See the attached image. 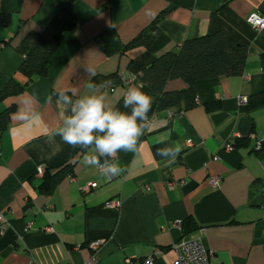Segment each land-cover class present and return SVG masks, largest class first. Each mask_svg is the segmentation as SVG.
<instances>
[{
    "label": "crops",
    "instance_id": "1",
    "mask_svg": "<svg viewBox=\"0 0 264 264\" xmlns=\"http://www.w3.org/2000/svg\"><path fill=\"white\" fill-rule=\"evenodd\" d=\"M59 1L0 0V13L8 16L0 24V88L11 77L25 81L17 71L23 58L17 47L27 33L44 28ZM257 9L264 11V0H73L76 23L62 33L46 75L0 100V112L13 106L0 133V210L10 220L0 235V264H82L94 240L102 241L97 256L103 264L144 257L155 248L161 250L158 263L169 264L175 258L171 245L182 236L180 223L187 217L199 228L186 236L200 238L212 251L211 264H264V157L252 150V135L264 140V107L248 114L238 100L264 90V29L246 21ZM160 13L158 34L148 47L123 49ZM221 29L247 47L243 74L200 79L193 107H174L171 115L167 109L154 111L138 151L118 153L122 173L106 178L98 168L82 166V150L52 134L66 114L54 93L85 92L93 77L85 63L100 75L129 73L131 60L146 67L184 39ZM130 86L151 95L155 110L157 95L133 75L125 87L104 91L115 104ZM184 87L181 79L166 84L167 90ZM24 94L40 101L42 119L31 128L13 119ZM246 136L248 146H232ZM169 145L181 147L171 164L157 154ZM65 163L70 171L50 191L40 189L43 175L36 169L53 172ZM112 200L119 201L117 208L109 207ZM29 220L32 227L25 230Z\"/></svg>",
    "mask_w": 264,
    "mask_h": 264
},
{
    "label": "trees",
    "instance_id": "2",
    "mask_svg": "<svg viewBox=\"0 0 264 264\" xmlns=\"http://www.w3.org/2000/svg\"><path fill=\"white\" fill-rule=\"evenodd\" d=\"M72 2L73 0H60L56 14L46 22L44 28L40 31H30L20 41L17 50L23 58L17 67V71L25 77V81L19 82L13 77L8 79L0 88V100L19 94L36 77L46 75L47 64L59 45L62 33L71 29L76 23ZM162 14H158L152 23L128 41L123 49L137 46L148 47L158 34L156 24ZM7 21L8 16L0 13V24ZM246 59L247 47L226 30L221 29L198 37L184 39L177 49L160 54L146 67L131 60L127 65V71L143 82L149 93L158 97L156 108L150 110L149 117L158 110L174 107L185 110L193 107L198 80L221 76H241L244 72ZM172 79L183 80L184 89L167 90L166 84ZM104 81H111V88L120 85V73L96 74L92 77V83H103ZM115 105L121 110L127 111L122 107V98L117 100ZM261 107H264V90L247 96V102L241 110L250 114ZM12 109L13 106H9L0 112V133L7 127L9 113ZM249 141V136L235 138L232 146L236 148L245 147L248 146ZM252 150L264 157V140H261L259 149H254L253 146ZM70 168L71 165L65 163L53 172L44 169L40 189L50 191L63 175L70 171ZM180 226L182 236H186L199 228L192 217L185 218Z\"/></svg>",
    "mask_w": 264,
    "mask_h": 264
},
{
    "label": "clouds",
    "instance_id": "3",
    "mask_svg": "<svg viewBox=\"0 0 264 264\" xmlns=\"http://www.w3.org/2000/svg\"><path fill=\"white\" fill-rule=\"evenodd\" d=\"M84 71L89 76L96 74L95 69L85 63ZM111 81L87 83L86 91L70 95L68 90L54 93L58 103L65 106L66 114L52 130L62 141L81 152L80 164L84 167L98 168L104 177H113L124 171L117 161L118 153L138 151L141 137L149 128L148 113L152 107V97L141 86H130L121 93V110L107 97L104 89ZM75 97V98H74ZM52 96L46 97L51 103ZM39 98L35 94H24L19 102L13 119L20 127H33L42 119L39 111ZM181 152L179 145L157 148V154L167 164L175 162Z\"/></svg>",
    "mask_w": 264,
    "mask_h": 264
},
{
    "label": "built area",
    "instance_id": "4",
    "mask_svg": "<svg viewBox=\"0 0 264 264\" xmlns=\"http://www.w3.org/2000/svg\"><path fill=\"white\" fill-rule=\"evenodd\" d=\"M247 23L253 27L255 30L264 29V12L259 9L252 11L246 18ZM132 75L130 73H120V85L126 86ZM107 89L111 88V85H107ZM239 104L244 106L247 102V97L240 95L238 97ZM169 115L172 114L171 109H167ZM152 121V116L148 117V123ZM254 138V149H259L261 145V140L255 139V135H252ZM189 146L192 145L191 141H188ZM217 159V157H214ZM44 169L38 167L35 171L37 176H42ZM212 184L217 183L216 177H211L209 180ZM89 186H94V183H91L84 187L83 190L89 188ZM118 200H112L108 205L112 208H117L119 206ZM37 209L33 210V213H36ZM32 220H29L25 223V230H28L32 227ZM10 226V220L6 217L5 213L0 210V235H2ZM45 230L50 232L51 227H45ZM101 240H94L89 242V248L91 249V255L82 263V264H103L99 257L97 256V250L101 244ZM172 250L174 251L175 258L169 264H211L210 260L213 257L212 251L205 247L198 237L191 236H181L176 242L171 245ZM161 254V250L155 248L151 254L144 257H126L122 260L120 264H159L157 257ZM27 264H38L35 261L31 260Z\"/></svg>",
    "mask_w": 264,
    "mask_h": 264
}]
</instances>
